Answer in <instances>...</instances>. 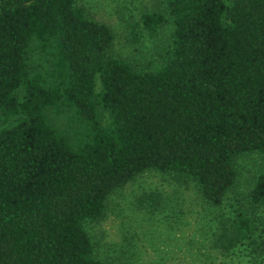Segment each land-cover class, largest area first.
I'll use <instances>...</instances> for the list:
<instances>
[{"label":"trees","instance_id":"trees-1","mask_svg":"<svg viewBox=\"0 0 264 264\" xmlns=\"http://www.w3.org/2000/svg\"><path fill=\"white\" fill-rule=\"evenodd\" d=\"M139 21L132 38L168 32L136 65L78 0H0V264H108L88 227L114 190L153 170L221 205L247 152L210 246L264 264V0H161Z\"/></svg>","mask_w":264,"mask_h":264},{"label":"rangeland","instance_id":"rangeland-1","mask_svg":"<svg viewBox=\"0 0 264 264\" xmlns=\"http://www.w3.org/2000/svg\"><path fill=\"white\" fill-rule=\"evenodd\" d=\"M78 1L111 27L115 54L136 65L157 57L166 25L155 35L139 28L136 39L129 30L140 24L142 10L161 6V0ZM260 162L255 152L235 158L236 183L221 205L206 202L191 180L175 181L153 170L137 173L109 195L103 216L89 225L96 253L108 264H253L248 247L220 252L210 243L218 219L231 213L229 201L245 192ZM255 216L264 220V205L255 208Z\"/></svg>","mask_w":264,"mask_h":264}]
</instances>
